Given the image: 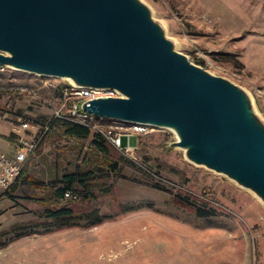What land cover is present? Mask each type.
Returning a JSON list of instances; mask_svg holds the SVG:
<instances>
[{"label": "rangeland", "instance_id": "1", "mask_svg": "<svg viewBox=\"0 0 264 264\" xmlns=\"http://www.w3.org/2000/svg\"><path fill=\"white\" fill-rule=\"evenodd\" d=\"M147 1L179 50L248 88L264 116V0ZM68 84L9 67L0 71V144L9 153L22 136L38 135L24 131L21 120H50ZM98 122L131 133L134 145L117 147L125 161L104 174L96 197L83 205L96 206L104 221L27 235L14 229L45 207L58 158L76 162L80 146L91 145V138L50 132L24 163L31 161L33 182L18 180L0 198V264H264V203L251 190L189 161L173 145L170 128L135 132L116 119Z\"/></svg>", "mask_w": 264, "mask_h": 264}, {"label": "water", "instance_id": "2", "mask_svg": "<svg viewBox=\"0 0 264 264\" xmlns=\"http://www.w3.org/2000/svg\"><path fill=\"white\" fill-rule=\"evenodd\" d=\"M0 65L115 89L82 108L170 128L189 161L264 203V116L252 92L179 50L147 0H0Z\"/></svg>", "mask_w": 264, "mask_h": 264}, {"label": "trees", "instance_id": "3", "mask_svg": "<svg viewBox=\"0 0 264 264\" xmlns=\"http://www.w3.org/2000/svg\"><path fill=\"white\" fill-rule=\"evenodd\" d=\"M37 122L42 125L41 132L45 131L43 139L50 132H55L67 138L79 140L91 138V145L87 149L83 145L80 146L76 162L70 163L71 165L58 158L52 166L53 184L45 187L49 189V196L42 198L46 199L43 200L45 207L36 212L38 215L36 220L18 223L14 225V229L23 231L24 235H27L37 232L36 228L54 231L74 226L91 227L102 223L104 219L96 213V206L88 209L83 205L91 203L96 197L95 189L106 179L104 174L124 162L125 156L103 132L93 131L84 123L54 116L45 123L39 120ZM33 171L29 160L23 168L19 181L22 180L24 184L32 183ZM68 192H70L69 196L66 195ZM65 200L70 201L64 203ZM95 215L96 218H94ZM80 220L87 223L81 224Z\"/></svg>", "mask_w": 264, "mask_h": 264}, {"label": "built area", "instance_id": "4", "mask_svg": "<svg viewBox=\"0 0 264 264\" xmlns=\"http://www.w3.org/2000/svg\"><path fill=\"white\" fill-rule=\"evenodd\" d=\"M8 67L0 65V71H5ZM66 100L61 101V104L55 109L54 117L68 118L80 123H84L91 128L103 132L112 143L119 148L129 150L134 147L132 145L131 133H115L113 130H105L103 124L99 123L100 116L90 113L82 108V103L96 96H116L119 93L113 88H91V87H76L68 84L63 88ZM75 98L70 103L69 99ZM102 119L104 117H101ZM128 124L126 121L118 120ZM131 124V123H130ZM21 127L25 130H32L38 134L32 139L22 136L19 139V144L15 148L14 153H9L0 144V198L15 185L21 177L23 166L29 154L36 149L45 131L41 132L42 125L36 120L25 118L21 120ZM135 132H142L148 129V125L131 124ZM48 127H46L47 129ZM126 139V143L124 142ZM70 195V192L66 194Z\"/></svg>", "mask_w": 264, "mask_h": 264}, {"label": "crops", "instance_id": "5", "mask_svg": "<svg viewBox=\"0 0 264 264\" xmlns=\"http://www.w3.org/2000/svg\"><path fill=\"white\" fill-rule=\"evenodd\" d=\"M263 60V59H262Z\"/></svg>", "mask_w": 264, "mask_h": 264}]
</instances>
